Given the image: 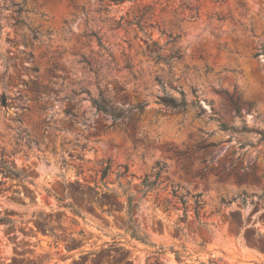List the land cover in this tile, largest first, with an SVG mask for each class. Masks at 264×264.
<instances>
[{"label": "rangeland", "instance_id": "1", "mask_svg": "<svg viewBox=\"0 0 264 264\" xmlns=\"http://www.w3.org/2000/svg\"><path fill=\"white\" fill-rule=\"evenodd\" d=\"M2 96L0 264H264V0H0Z\"/></svg>", "mask_w": 264, "mask_h": 264}, {"label": "trees", "instance_id": "2", "mask_svg": "<svg viewBox=\"0 0 264 264\" xmlns=\"http://www.w3.org/2000/svg\"><path fill=\"white\" fill-rule=\"evenodd\" d=\"M126 1H132V0H100L101 3L103 2H108L110 4H123L124 2ZM218 1H222V0H217ZM11 7H13L14 11H13V14L18 18L16 20V22L14 23V27H19L24 23V20L21 19V15L23 13H26L27 11L25 10L24 6L21 5V4H14L12 3L11 4ZM105 11H108V8H105L103 9ZM151 11V8H147L145 9V12L144 14H142L141 16V20L138 21L137 24L141 23V21L147 17L148 13ZM32 36H33V39H37V33L35 31H32ZM89 37H92L96 40L97 42V45L98 47L103 50L105 53H108V49L106 47V45L102 42V39L96 34V33H91L89 35ZM174 40L171 43H173ZM155 46H157L155 43H154ZM156 56H155V60L156 62H164L165 64H170L171 62L173 61H176V60H181L183 58V55L182 53L179 51V50H176V51H172L171 52V55L168 57V58H163L160 56V53L162 52V48L161 47H157L156 48ZM90 65V63H88ZM127 68L129 69L130 67L127 66ZM89 94V92H86ZM182 94V93H181ZM91 102H92V105L93 107L98 111V112H102L106 115H109L111 116L114 120H118V119H121L124 117V114H125V111L124 110H121L119 109L118 107H115L113 106L110 101L103 95L102 92H100L98 98H91ZM161 102L164 106L166 107H169L171 109H176V110H179V109H183L185 110L186 107L188 106V102L186 101V99L183 97H181V99H176L174 97H163L161 98ZM197 103L196 102H193L192 103V106H196ZM8 107V99L6 96H2L1 100H0V108H7ZM4 157H5V154L4 152L2 153V159H1V162H0V169L2 170L3 174L6 175V174H13V171L11 169V167L4 162ZM107 172V169L105 171V173ZM195 214H196V217L197 219H199L200 217V209H201V204L199 201H196L195 202ZM132 206V201L130 199L129 201V208H131Z\"/></svg>", "mask_w": 264, "mask_h": 264}]
</instances>
